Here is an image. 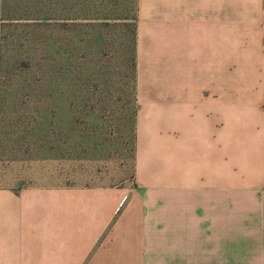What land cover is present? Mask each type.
Here are the masks:
<instances>
[{
    "label": "crops",
    "instance_id": "crops-1",
    "mask_svg": "<svg viewBox=\"0 0 264 264\" xmlns=\"http://www.w3.org/2000/svg\"><path fill=\"white\" fill-rule=\"evenodd\" d=\"M134 170L0 189V264H264V0H136Z\"/></svg>",
    "mask_w": 264,
    "mask_h": 264
},
{
    "label": "rangeland",
    "instance_id": "rangeland-1",
    "mask_svg": "<svg viewBox=\"0 0 264 264\" xmlns=\"http://www.w3.org/2000/svg\"><path fill=\"white\" fill-rule=\"evenodd\" d=\"M95 7L89 22L65 24L61 20L56 27L52 128L41 130L37 122L28 124L34 117L40 120L30 114L42 102L38 75L29 76L25 63L16 64L13 75L30 79L29 88L22 80L13 82L8 74L4 98L16 105L18 119L24 123L14 121L3 137L0 189L112 188L132 183L136 111L132 23L125 6L123 11L109 13L106 1L97 0ZM24 23L0 20V31H4L0 39L11 35L14 28L7 27L11 24L20 26L16 29L26 35ZM3 70L10 73L12 69ZM30 132L33 136H28Z\"/></svg>",
    "mask_w": 264,
    "mask_h": 264
},
{
    "label": "trees",
    "instance_id": "trees-1",
    "mask_svg": "<svg viewBox=\"0 0 264 264\" xmlns=\"http://www.w3.org/2000/svg\"><path fill=\"white\" fill-rule=\"evenodd\" d=\"M109 13L124 11L128 13L129 20L132 23L130 36L132 44V69L133 82L135 87V40H136V0H105ZM95 2L97 0H0V20L4 22H13L23 20L26 28V35L19 33L16 29L18 25H10L7 27L14 28L11 35L7 38L0 39V153L4 149L3 137L6 131L10 129V125L17 121L24 123L18 119L19 111L16 105L8 104L4 98L6 92L5 84L10 74V79L15 83L25 82L31 88L30 79L23 78L19 75H13L16 64L25 63L28 69V75H38V87L42 91V102L38 107L31 110V116L38 115L39 122L35 117L34 120L28 121V124L39 125L41 130L52 128L53 124V99L55 95V71L53 67L52 52L55 48L54 38L56 27L62 20L66 22H76L82 20L89 22L95 14ZM125 6V7H124ZM70 23V24H72ZM4 25V23H3ZM70 26V25H69ZM1 35L4 31L1 30ZM7 39V40H6ZM20 45L18 46V43ZM17 49H20L19 51ZM25 49V52L22 51ZM22 54H17V52ZM25 54V56H24ZM11 68L10 73L4 72V67ZM135 90V88H134ZM9 116V117H8ZM7 117V119L5 118ZM32 117L30 119H32ZM135 120V114H134ZM30 128V127H29ZM33 136L28 133V136ZM133 142L135 139V128L133 127ZM48 142V141H47ZM50 142V141H49ZM46 143V144H49ZM45 143V142H44ZM47 146V145H44ZM53 149L50 148L49 151Z\"/></svg>",
    "mask_w": 264,
    "mask_h": 264
}]
</instances>
